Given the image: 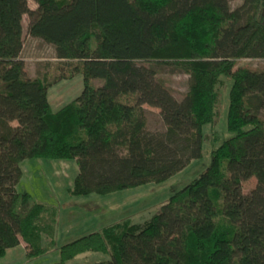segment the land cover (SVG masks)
Instances as JSON below:
<instances>
[{
	"label": "trees",
	"instance_id": "1",
	"mask_svg": "<svg viewBox=\"0 0 264 264\" xmlns=\"http://www.w3.org/2000/svg\"><path fill=\"white\" fill-rule=\"evenodd\" d=\"M34 1L0 0V259L21 241L29 258L57 245L58 209L18 191L23 161L75 160L77 196L166 181L203 156L205 125L220 141L229 87L233 134L206 168L147 220L83 234L53 264H264V67L239 65L264 59V0L235 9L229 0ZM26 31L66 60L58 79L83 76L81 94L58 110L53 83L30 77L21 58ZM164 66L189 76L181 97L159 76ZM144 105L160 110L164 130L148 127ZM85 252L107 258L69 263Z\"/></svg>",
	"mask_w": 264,
	"mask_h": 264
},
{
	"label": "rangeland",
	"instance_id": "2",
	"mask_svg": "<svg viewBox=\"0 0 264 264\" xmlns=\"http://www.w3.org/2000/svg\"><path fill=\"white\" fill-rule=\"evenodd\" d=\"M232 9L239 7L243 0H229ZM31 8L37 7L34 0H29ZM29 18L25 16L27 27ZM21 58L30 77H38L53 83L49 87V101L53 110H58L81 94L84 88L82 74H76L71 78L58 79L64 74L65 62L57 57L55 47L40 38L29 35L26 31L24 48ZM239 65H248L253 68L264 67V59H242ZM159 76L167 85L174 89L176 97L187 90L189 76L170 66L162 67ZM226 82V81H225ZM100 83L99 79H93L92 84ZM222 91V103L217 136L220 141L214 145L210 125L203 129V156L192 160L181 172L160 183H147L115 193L100 195L90 194L86 196L73 195L70 189L73 187L75 176L79 171L78 164L73 159H45L32 158L22 162L23 176L18 184V191L28 192L32 201L41 202L58 209V222L56 234V249L37 258H29L26 251L18 250L19 255L12 257L9 264H53L59 261L58 249L66 242L88 232L101 230L103 227L124 220L143 222L150 218L170 197L187 183L196 178L209 164L210 153L214 146H218L224 139L230 137L227 129V109L229 105V87ZM148 120V127L154 131L165 129L160 110L149 105L144 106ZM264 115V113H263ZM257 185V179L251 177L243 181L242 187L245 193H249ZM96 209V212L93 211ZM107 209V210H106ZM72 218L68 222V217ZM46 242V241H45ZM16 253V252H15ZM89 256V261L96 262L106 259L107 256L100 252H87L69 261V263H82L77 258ZM6 260H0L4 264Z\"/></svg>",
	"mask_w": 264,
	"mask_h": 264
},
{
	"label": "crops",
	"instance_id": "3",
	"mask_svg": "<svg viewBox=\"0 0 264 264\" xmlns=\"http://www.w3.org/2000/svg\"><path fill=\"white\" fill-rule=\"evenodd\" d=\"M30 5V4H29ZM144 106H146V105H144ZM107 210V209H106ZM93 211H95L96 212V209L94 210L93 209ZM72 218H74V216L73 217H71V216H69L68 217V222L72 219ZM56 234H57V232H56ZM83 235V234H82ZM81 236V235H80ZM79 237V236H78ZM77 238V237H76ZM76 238H74V239H76ZM74 239H72V240H74ZM72 240H70V241H72ZM69 242V241H68ZM22 250V251H26V253H27V251H28V249H27V246H26V243L24 242V241H21V243L18 245V246H16V247H13V248H10V249H8L7 250V253H6V255L3 257V258H1L0 260H6L5 262H4V264H9V263H11L12 261H10V260H13V258L12 257H14L13 255L14 254H16L15 256H18L19 255V253H18V250ZM16 252V253H15ZM85 253H87V252H85ZM82 254H84V253H82ZM82 254H80V255H82ZM79 256V255H78ZM77 257V256H76ZM79 261H84V262H82V263H86V262H91V261H89V256H85V257H82V258H77Z\"/></svg>",
	"mask_w": 264,
	"mask_h": 264
}]
</instances>
